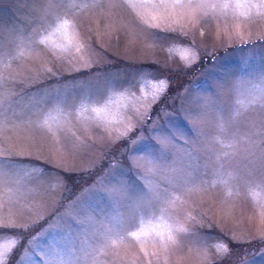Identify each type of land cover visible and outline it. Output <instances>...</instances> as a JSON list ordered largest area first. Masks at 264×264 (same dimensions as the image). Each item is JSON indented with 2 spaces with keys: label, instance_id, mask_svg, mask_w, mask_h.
Returning a JSON list of instances; mask_svg holds the SVG:
<instances>
[{
  "label": "rangeland",
  "instance_id": "374dc122",
  "mask_svg": "<svg viewBox=\"0 0 264 264\" xmlns=\"http://www.w3.org/2000/svg\"><path fill=\"white\" fill-rule=\"evenodd\" d=\"M0 264H264V0H0Z\"/></svg>",
  "mask_w": 264,
  "mask_h": 264
},
{
  "label": "trees",
  "instance_id": "16d2710c",
  "mask_svg": "<svg viewBox=\"0 0 264 264\" xmlns=\"http://www.w3.org/2000/svg\"><path fill=\"white\" fill-rule=\"evenodd\" d=\"M164 100H162V101H164ZM65 177L68 178V181H70V183H72L74 187H79L80 183L78 180H76V179L74 180L71 176L68 177L67 175H65Z\"/></svg>",
  "mask_w": 264,
  "mask_h": 264
}]
</instances>
